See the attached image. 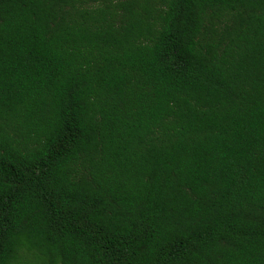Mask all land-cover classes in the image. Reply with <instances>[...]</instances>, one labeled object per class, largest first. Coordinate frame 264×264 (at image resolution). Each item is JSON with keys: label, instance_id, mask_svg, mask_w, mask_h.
Returning <instances> with one entry per match:
<instances>
[{"label": "trees", "instance_id": "16d2710c", "mask_svg": "<svg viewBox=\"0 0 264 264\" xmlns=\"http://www.w3.org/2000/svg\"><path fill=\"white\" fill-rule=\"evenodd\" d=\"M0 264H264V0H0Z\"/></svg>", "mask_w": 264, "mask_h": 264}]
</instances>
